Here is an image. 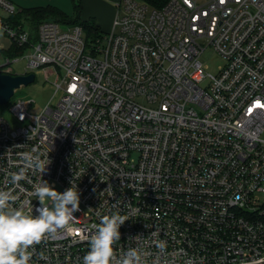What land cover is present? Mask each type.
<instances>
[{
	"label": "built area",
	"instance_id": "obj_1",
	"mask_svg": "<svg viewBox=\"0 0 264 264\" xmlns=\"http://www.w3.org/2000/svg\"><path fill=\"white\" fill-rule=\"evenodd\" d=\"M61 24L31 31L0 17L28 51L23 74L40 70L57 94L36 115L30 100L0 114V189L25 211L39 205L29 191L41 179L80 192L73 219L32 246L30 264H82L93 225L113 213L126 216L117 257L264 264V0H119L106 32ZM206 47L224 62L216 74L199 61ZM33 147L46 171L11 184Z\"/></svg>",
	"mask_w": 264,
	"mask_h": 264
},
{
	"label": "clouds",
	"instance_id": "obj_2",
	"mask_svg": "<svg viewBox=\"0 0 264 264\" xmlns=\"http://www.w3.org/2000/svg\"><path fill=\"white\" fill-rule=\"evenodd\" d=\"M19 155L24 167L10 173L9 182L14 185L24 179L26 170L37 169L43 173L51 162L49 157L46 161L41 159L35 147ZM29 195H35L39 205L25 211L23 206L14 205L18 196L12 190L0 189V264H30L32 246L67 224L79 209L80 192L72 182L61 192L41 179L33 184ZM46 200L51 201V206L44 203ZM125 220V215L113 213L103 215L99 225H93L95 231L89 237L82 264H143L138 249H128L119 257L114 254L113 245L120 240V228Z\"/></svg>",
	"mask_w": 264,
	"mask_h": 264
},
{
	"label": "rangeland",
	"instance_id": "obj_3",
	"mask_svg": "<svg viewBox=\"0 0 264 264\" xmlns=\"http://www.w3.org/2000/svg\"><path fill=\"white\" fill-rule=\"evenodd\" d=\"M118 1L119 0H117L110 8V6L106 5L103 0L90 2H86L85 0H58V2L67 9V12L71 13V16L76 18L78 22L85 24H103L108 26L109 29L115 16V5ZM0 15H5L4 18L8 16L1 8ZM70 25L72 24L63 23L60 27L65 28ZM10 48H12L10 38L4 34L2 29H0V72L4 71L3 68L5 67L7 59H9L10 63L8 66L11 69V74H21L26 67L25 55L28 51L26 50L21 55L8 56L6 52L9 51ZM199 61L202 64L205 74H216L219 68L224 64L221 57L211 47L205 48L199 56ZM33 73L34 81L26 86H21L16 89L9 102L0 105V114L8 117L7 110L10 104L17 100L32 101L28 112L34 115L42 111L47 104H53L55 102L57 94L55 93V87L53 85L54 79L50 78L48 82H46L43 79L41 71L38 69L34 70ZM54 187L56 190L61 191L58 186L54 185ZM45 202H50V200H46Z\"/></svg>",
	"mask_w": 264,
	"mask_h": 264
},
{
	"label": "trees",
	"instance_id": "obj_4",
	"mask_svg": "<svg viewBox=\"0 0 264 264\" xmlns=\"http://www.w3.org/2000/svg\"><path fill=\"white\" fill-rule=\"evenodd\" d=\"M145 2L146 4L154 7L159 8L161 7L167 0H140ZM6 23L9 24H24L27 26L31 31H34L39 23L44 20H52L55 22L66 23V24H80L83 26L88 34L96 35L100 31L98 28L93 25V23H80L76 18L72 16L69 17L64 14L62 11L58 10L55 7L51 6H44V7H35V8H18V11L13 14L12 16L7 17L4 19ZM23 48H18L17 46L12 44V48L7 51L8 56H17L21 55Z\"/></svg>",
	"mask_w": 264,
	"mask_h": 264
},
{
	"label": "water",
	"instance_id": "obj_5",
	"mask_svg": "<svg viewBox=\"0 0 264 264\" xmlns=\"http://www.w3.org/2000/svg\"><path fill=\"white\" fill-rule=\"evenodd\" d=\"M34 81V74H6L0 72V105L9 102L14 91Z\"/></svg>",
	"mask_w": 264,
	"mask_h": 264
},
{
	"label": "crops",
	"instance_id": "obj_6",
	"mask_svg": "<svg viewBox=\"0 0 264 264\" xmlns=\"http://www.w3.org/2000/svg\"><path fill=\"white\" fill-rule=\"evenodd\" d=\"M10 1L13 5H15L17 8H35V7H44V6H51V7H55L58 10L62 11L64 14H66L67 16L71 17V13L67 12V9L64 8V6H62V4H60L58 2V0H8ZM86 2H90V1H95V0H85ZM117 0H103V2L106 5H109L110 8L112 7V5L116 2ZM5 15H0V17H3V19H6L7 17H9V15L4 18ZM95 25L99 31L101 32H106L109 30L108 26L103 25V24H93Z\"/></svg>",
	"mask_w": 264,
	"mask_h": 264
}]
</instances>
